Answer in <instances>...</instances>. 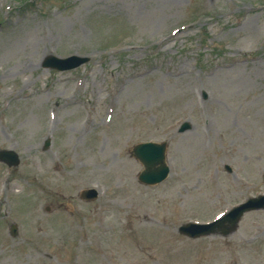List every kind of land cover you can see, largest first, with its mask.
<instances>
[{
  "label": "rangeland",
  "instance_id": "obj_1",
  "mask_svg": "<svg viewBox=\"0 0 264 264\" xmlns=\"http://www.w3.org/2000/svg\"><path fill=\"white\" fill-rule=\"evenodd\" d=\"M147 140L156 185L129 153ZM1 149L0 264H264V209L177 231L264 193V0H0Z\"/></svg>",
  "mask_w": 264,
  "mask_h": 264
},
{
  "label": "water",
  "instance_id": "obj_2",
  "mask_svg": "<svg viewBox=\"0 0 264 264\" xmlns=\"http://www.w3.org/2000/svg\"><path fill=\"white\" fill-rule=\"evenodd\" d=\"M61 68V67H60ZM137 157L144 165V170L140 173L139 178L143 182H157L161 180L166 172L167 168L162 164V157H163V145H157L152 143L141 144L136 147L135 149ZM160 164L159 166L155 167V164ZM251 204L258 206L260 201L251 200ZM240 214V213H239ZM234 218V217H233ZM236 220H230L233 223ZM214 224L209 225H195V224H188L181 227L182 232L188 235H198L201 233L206 232L207 230H212L214 228Z\"/></svg>",
  "mask_w": 264,
  "mask_h": 264
}]
</instances>
